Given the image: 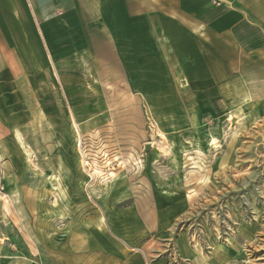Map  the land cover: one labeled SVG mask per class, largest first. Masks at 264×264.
I'll use <instances>...</instances> for the list:
<instances>
[{
    "label": "rangeland",
    "instance_id": "374dc122",
    "mask_svg": "<svg viewBox=\"0 0 264 264\" xmlns=\"http://www.w3.org/2000/svg\"><path fill=\"white\" fill-rule=\"evenodd\" d=\"M32 24L0 84V264H264V49L100 62Z\"/></svg>",
    "mask_w": 264,
    "mask_h": 264
},
{
    "label": "crops",
    "instance_id": "0c3cea01",
    "mask_svg": "<svg viewBox=\"0 0 264 264\" xmlns=\"http://www.w3.org/2000/svg\"><path fill=\"white\" fill-rule=\"evenodd\" d=\"M32 19L48 43L78 40L88 48L96 41L100 62L104 54L142 58L145 43L156 35L203 41L207 48L222 42L223 51H248V56L264 49V0H0V84L7 60L11 72L21 70L23 26L33 25ZM49 27H60L59 35L54 37ZM143 256L122 253L119 262L162 264Z\"/></svg>",
    "mask_w": 264,
    "mask_h": 264
}]
</instances>
